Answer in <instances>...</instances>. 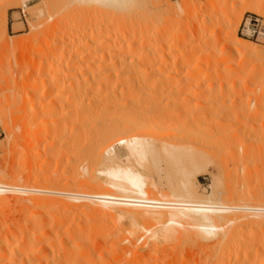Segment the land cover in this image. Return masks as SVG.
Returning <instances> with one entry per match:
<instances>
[{
  "label": "bare ground",
  "instance_id": "obj_1",
  "mask_svg": "<svg viewBox=\"0 0 264 264\" xmlns=\"http://www.w3.org/2000/svg\"><path fill=\"white\" fill-rule=\"evenodd\" d=\"M62 1L63 0H61V2ZM65 1H63L64 5H58L59 11L62 10V7L63 10L69 8L66 6L68 5V1H66V3ZM55 2L57 1L54 0L53 6L58 3L60 4V0H58L57 3ZM134 2L135 0H71L72 4L80 5L78 8H80L82 4H93L95 5L94 7L99 6L115 11L128 10L132 7ZM59 6H61V10ZM73 6L74 5H72V7ZM75 7L77 6L75 5ZM53 9H56V7H53ZM72 9L74 11L70 10L74 13V7ZM58 10H54V13L57 14L56 11L59 13ZM51 12L53 16L54 13L53 11ZM62 12L64 13V11ZM68 12L70 14V11ZM107 13L111 14V12ZM51 14L49 15L51 16ZM60 14L57 15L60 16ZM120 14L121 12L119 15ZM2 16L6 28V14H2ZM53 17H55V15ZM56 18L55 20H58V17ZM150 18L151 17H149L148 20ZM65 19H67V16ZM238 20L236 22L239 25L241 20ZM59 21H61V26L65 27L62 32H64L69 25V28L72 30L74 26L71 25L72 19H70L71 24H67L68 27L65 26L66 22H63L65 25L62 23L63 19ZM59 21H55L54 23L58 24ZM143 21L145 22L146 20L144 19ZM99 26L98 24L97 28ZM108 26H110V24ZM120 26L122 30L123 26L119 24V27ZM57 27L59 26L57 25ZM100 27H102L103 30L105 28H103V26ZM100 27L99 30L96 28L97 31H99L97 32L98 34L101 32ZM92 28H94V26ZM114 28L115 30L117 29V27ZM79 29L80 28L77 30ZM155 29L156 36L154 35V31H152L153 33L147 34L149 30H146V35H140V32L139 35L141 37L134 34V30L131 31L134 36L131 35L129 40L125 41V43L123 42L126 47L125 50L122 49L125 48L123 44L120 42V45L116 43L120 40H116L120 38V35H117L118 38H116V33L119 32L120 29L118 31L116 30V33L112 30L115 36L113 32L110 31L111 35L114 36V39L112 38L114 41L111 40V35L103 34V32L102 35H98L95 32L99 38L100 36L102 37L99 41H96L98 38L95 39L98 43H95L94 46L90 44L89 38H91L92 35L95 37V33L89 35V38L87 36V39H85L84 36L86 32L89 33L95 29H91L92 31L86 29L87 31L82 33L83 35L78 31H76L75 34L71 32L74 34L72 35L69 34L71 30H68L64 32L66 34L63 33L64 38H66L68 32L67 36H71L67 39H62V36H60L62 40H58L62 43V45H58L62 49L60 51L58 50L61 53V59L60 62L58 61L57 67L53 66L48 68L50 71L46 72L49 73H45L46 69L44 67L47 61L45 62V66H38L36 78L33 79V85L37 87H32L33 89L31 90H33V92L29 90L31 101H33L31 102V104L33 103L31 108L32 110L35 109V112H33L36 113V116L33 117L37 118L36 120L32 117L33 121L39 120L40 124L42 123L45 125L44 127H47V125L49 127V123L52 122V128L49 127L50 131L55 127L53 122L57 125L59 118V123L64 119V121H62L65 126L70 122L68 126H73L72 136L75 138L73 141H75H71V146L68 145L70 147L69 152L71 154L73 153V155L81 156L86 164H81L82 168L91 167L90 169L92 170H90V172H94L95 175H93L95 177L92 180L89 179L91 181L87 183L84 182L86 183V187L83 186L84 188L82 190H80V188V191H72L75 189L63 191V189L55 187L56 185H50L51 187L47 186V188L46 186L45 188L42 186L36 188L31 182L22 185L17 181V183L13 182L12 184L0 181V264H264V207L251 205L227 207L214 202L211 199L212 193L203 196L199 195L194 189H189V182L185 181L181 182V191L175 192L168 203H151L145 199L150 181L139 169L129 163L130 158L140 157L141 155L158 151V149H163L165 146L164 141L159 143V140L156 142L159 138L154 139V137L147 133L149 134V136H147L151 137L148 138L145 134L144 136L142 135L143 133H141L145 128L151 130L150 127L152 128V126L156 127V125H158L155 124L157 119L150 117L153 112L150 113L151 111H149V108L151 109V107H154V101H156V105L158 101V96L156 94H159L160 91L174 98V96L177 97L180 92L183 93L184 90L190 89L189 92L192 98L190 100L191 102H189L188 99V103H191L189 106H193L195 110H199L197 119L195 120L193 116L191 119H194V122L197 121L196 124L199 127H207L210 132V127L215 126L213 128L219 130L223 124L230 123V121H233L232 124L236 123L235 125H237L238 121L240 122L242 118H245L243 117V108L245 107L243 102L245 100L242 94L246 93L248 88H244V80L246 79L244 75L247 76L246 73H244V64L246 61L250 62V59H264V49L257 44L243 42V40L238 38L234 33L233 36H230L229 33L231 31H229V27V29H225L227 32L222 30V36H220V31H217L219 33V36L217 35L218 38H211L213 39V41H211L212 43L215 42L219 45L218 43L221 42L223 45L220 54H216L217 56L209 57V52L205 53L208 50H204L205 52L201 51L199 56H196L195 59L188 58L189 56L187 58L183 57L185 54L174 55L175 52L170 56L169 53L171 51L169 47H167L169 52L168 50H166V53L165 51L163 52L162 49H165L164 46L171 44L172 51L177 46L173 48L175 45L173 46L174 43L172 40H167V42L163 40L162 43L160 39V43H167L160 47L162 44L159 45V42L155 43V41H158L155 37L158 39L159 35L156 31H159V29L157 30V27ZM107 31L108 34L109 30L107 29ZM62 32L60 31V33ZM124 32L126 31L122 33L124 34ZM142 33L145 34V32ZM158 33H161V31ZM151 34L154 35V46H157V48L153 47L156 49L160 47L158 50L161 51L155 49L157 54H150L149 52L152 53V51L149 50L150 47H148V50H145L144 47V50H141L144 54L145 51H147L149 57L148 60H140L144 57V54H142L143 52L141 51L138 52L139 50L137 51V49L142 48L141 44L144 43V38ZM152 35L150 37L153 38ZM126 36L129 37L128 35ZM137 36L139 37L138 40L136 39ZM212 36H214V34ZM150 37H147V42L152 40ZM92 38L91 43H94ZM136 41L139 43L138 45H135L137 43ZM206 41L208 40L206 39ZM59 42L58 44H60ZM149 44L151 43H148V46ZM177 44L179 45V43ZM216 44H214L215 47L217 46ZM57 49L58 47L56 50ZM209 49L211 51L213 48L209 47ZM155 50L153 51L155 52ZM212 51L215 52V50ZM212 51L211 56L214 54ZM38 54L41 55L42 53ZM133 54L134 57L131 56ZM128 55H130L131 58L128 59ZM225 57H229V60H231L230 57L236 58L237 63L226 64L224 63ZM52 61L53 60H51V63L53 64ZM53 68L54 71L56 69L55 72L51 71ZM157 75L159 77H157ZM27 87H29L28 84ZM153 89L157 90L153 91ZM249 90L251 91V89ZM261 93H263V91ZM149 94L152 96H149ZM153 94L157 97H154ZM254 94L256 95L255 91ZM50 96H52V99L50 98L49 102L45 103V99ZM145 97H147V99L148 97H152L150 102H152L151 104L153 105H150L151 107L149 108L147 107L150 104L148 101L149 99L146 100ZM141 99H145V102H141ZM178 101L179 100H177V102ZM36 103H38V105H36ZM146 103L147 105H145ZM185 103H187V101ZM60 105L62 108L66 107V109L64 108L66 111L64 112L62 110L64 113L61 112V115H59ZM144 107L148 108L147 110L151 115L148 114L147 110L144 112ZM143 112L149 116L143 114ZM187 112L189 113V110ZM183 113L182 115H185ZM255 113L257 112L255 111ZM255 113L254 115H256ZM56 114L60 117L58 116L56 119L50 117L53 115L55 117ZM179 115L176 113L174 119ZM260 115L259 113V116ZM65 122L67 123L65 124ZM163 122L165 121L163 120ZM163 122L159 123V120L156 122L160 124V127L156 128V130L163 127H161ZM172 122L173 121H171V123ZM171 123H169L170 126H173V123L172 125ZM148 125H150L149 129L147 128ZM61 126L63 125H58L59 128ZM228 126L230 125L227 124V127ZM238 126L239 125H237L236 128ZM191 127H193V125ZM227 127L225 129H227ZM63 128L64 126L62 129ZM156 130L154 129V131ZM228 130L225 132L222 131L223 134L221 135H226L224 133L228 132ZM45 131H47V129H44V132ZM66 131L63 129L62 138L63 132ZM154 131L152 130V132ZM203 131L207 133V129ZM203 131L201 132L200 130L201 133H203ZM36 132H38V130ZM44 132L41 134L38 132V136L35 134L36 138L33 137L37 143L38 149L41 146L38 145L41 142V137L43 134L47 133ZM52 132L53 131L48 134L52 135ZM218 133L220 135L221 132L219 131ZM210 134L213 135L214 133ZM212 135H210L211 138ZM120 136L123 139H121ZM124 136L127 137L125 138ZM222 136H217V138ZM61 137L60 141H64L61 140ZM116 137L117 139H115ZM65 142L70 143V141L67 140ZM65 142L63 144L67 147ZM54 144H52V146ZM64 145L61 146L60 144V147L63 148ZM55 146L56 145H54V149ZM58 147L56 146V148ZM65 148H63V154H60V158L61 156L63 157L65 153H69V149H67L66 152ZM71 149L73 151H71ZM50 150L52 152V149ZM56 153H58V151ZM42 155H44V152ZM197 170L199 171V168H197ZM87 171H89V169ZM246 176L250 177L249 174H246ZM213 182L217 183L215 181ZM99 185H106L112 190L103 191L101 189H96ZM214 186L216 185L214 184ZM88 187L92 188L93 191H89L90 189ZM93 187H95V189H93ZM64 188L66 189V187ZM123 209H126V218L130 221V223L128 221L127 223L130 224V228H133L131 232H136L138 229L140 231L138 220L140 222L142 219H149L153 210H164L160 212L164 222L161 224V229L154 232L149 231L150 235L148 238L143 237V235L133 236L131 234H123L119 228H117L116 223H114L113 226L110 223L112 227H107L105 224L106 221L102 220L103 217H110L114 222L117 216L120 218L119 216L122 215L121 212H123ZM110 219L108 221H110ZM104 220L107 219L105 218ZM124 223L126 222H123V225ZM120 245L122 246L119 247ZM168 247L171 248V253H175L171 256V259L167 258L169 253L167 251L169 249ZM160 248L163 250L160 251ZM191 249H195V251L189 253Z\"/></svg>",
  "mask_w": 264,
  "mask_h": 264
},
{
  "label": "rangeland",
  "instance_id": "obj_2",
  "mask_svg": "<svg viewBox=\"0 0 264 264\" xmlns=\"http://www.w3.org/2000/svg\"><path fill=\"white\" fill-rule=\"evenodd\" d=\"M55 1L58 2V0H55ZM63 1L61 2L60 0V4L58 3L57 5L55 4L53 6L54 0H47V1L46 0L44 1L43 0H24V1L23 0H0V16H1L0 17V181H3L5 183L8 182L12 184L13 182L14 183L18 182L19 184L25 185L27 182H31V184L33 186L35 185L36 188H39V186H42L43 188H45L46 186L47 188V186L56 185L55 187H57L58 189L59 188L63 189V191L69 190V189L70 190L75 189L72 191H80L84 187H86L85 185L88 181H91L95 177L94 172H90V170H92L90 169L91 167H87L89 171H87L88 170L87 168L83 167L84 169H87L86 171H83L84 169L82 168L81 164H85V161L84 159L81 158V156L73 155V153L71 154L69 152L70 151L69 146H71V141L75 139L72 136L73 126L72 127L68 126L70 122H68V125H66L68 128L63 124L64 119H62L63 121L61 120V122L59 123V120H60L59 118V120L57 121V125L55 122H53L56 129L58 130H56L54 127L51 130L53 131L52 132L53 136H52L48 134V133H51L49 127L52 128V124H51L52 122L49 123V127L48 125L47 127H44L45 125L42 123H41L42 124L41 126L40 121L39 120H38L39 122L36 121L37 118L33 117V116H36V113H34L35 109L32 110L31 108L33 104V103L31 104V102L33 101H31V98H30L31 96L30 91L33 92V90L31 89H33L32 87L34 86L33 79L36 78L37 70L39 68L38 66H41V65L45 66V62L47 61L46 66L44 67L46 69L45 73H49V72H46V71H50V69L48 68H51L53 66L57 67L61 59V55H60L61 53L59 51L62 49L58 46V45H62V43L59 41H61L62 39H67L69 36H71V35L67 36L69 33L68 32L66 35V38H64V34H66L64 32L71 30L69 28L70 25L68 27L67 24H71L72 22L71 25H74L72 30L74 28L76 29V30L74 29L75 31L74 30L70 31L69 34H72V35H74L76 31L82 34L86 32L87 30L89 31H92L94 29L96 30V31L94 30L89 33L86 32L84 36L85 39H87L86 38L87 36L89 38V35H92V33L99 32L97 31V29L99 30L100 26H103V28L107 27L106 29L104 28V30L102 29V27H100L101 32L99 34L101 35H102V32L103 34L111 35V32H113L112 30H114L115 32L116 30L118 31L120 29L119 32L117 31H116L117 33L115 32L116 38H118V36L120 35V38L116 39L117 41L120 39L118 42H116L117 44L119 42L121 44H123V42L125 43V41L129 40V38L131 37V35H133L134 32H135L134 34L140 36L142 34L146 35V30H149V32L147 31V34L153 33L152 31H154V35L156 36L155 28L157 27V30L159 29V31H161V33H158L159 31H156V33L159 36H158V39L157 37L155 38L158 41H155L154 35L151 34L153 38L150 37L151 35L146 36L143 41L144 43L141 44L142 48L137 49V51L139 50L138 52L140 51L143 52L141 49L145 47L144 49L148 50L149 49L148 47H150L149 50L152 51V53L151 52L149 53L155 54V55L157 54L156 50L160 49V47L167 44V43L162 44L163 40L164 42L165 40L166 42L167 40L168 41L172 40V42L174 43L173 46L175 45L173 48L177 46L176 47L177 50L175 48L174 49L175 51L174 50L172 51L171 44H168V46H164L165 49L164 48L162 49L163 52L165 51V53H166V50H168L169 52V49H170V51L172 52V53L171 52L169 53L170 56L171 54L173 55L175 52L174 55L185 54V56L183 55V57L187 58L189 56L188 58L195 59L196 56H199L201 51H204V50L205 51L208 50L204 52L205 53L209 52V57L217 56L216 54L217 53L220 54L221 52L220 50L222 49L223 45L221 42H220L221 44L218 43L219 45H217L215 42L212 43L211 41H213V39L211 38L213 37L218 38L219 33H220V36H222L221 35V33H223L222 30H224V32H227L225 31V29L227 30L229 29V27H230L229 31H231L229 33L230 36L231 35L233 36L235 34L238 38L242 39L243 42L254 43V44L261 46L264 49V0H135L133 4L134 6L132 5L133 8L131 7L130 9H128L129 11L124 10L127 14L123 10L115 11L113 9H108L104 7L101 8L99 6H96L97 7L96 8L94 7L95 5L93 4L92 5L82 4L81 7L78 8L80 5L72 4L71 0H66L68 1L67 2L68 5L66 6H68L69 8H67V10L65 9L63 10V7H62V10H61V6L64 5ZM58 5H61L59 6L61 11L58 10ZM72 5H74L73 6L75 9L74 13H73L74 10L72 9L73 8ZM75 5L77 7H75ZM53 7L54 8L56 7V9L59 11V13L56 11L58 15L62 11H64V13L62 12L60 16H58L57 14L54 13V10L56 9H53ZM70 9L73 11H71ZM51 11H53L55 17H53L54 15L52 16ZM68 11H70V14ZM107 12H111V14ZM120 12L121 14L119 15ZM2 14H6V19H7L6 22H8L9 20L14 23L12 32L8 31L7 26L5 28L4 23H3L4 21L2 20L3 19ZM49 14H51V16ZM124 15L128 17L129 19L126 18ZM64 16L65 18L67 16V19H65ZM68 16H69V20H68ZM148 16L151 17L149 20H148L149 18ZM56 17H58V20H55ZM251 17L252 19H257V21L255 22L253 21L254 23L252 22V24L255 25L253 28L256 30V33L253 36L247 30V28H243L244 24L246 25L245 27H247L249 23V19ZM143 18L146 20L145 22L143 21L144 20ZM237 18L241 20L239 25L236 22L238 20ZM60 19H63L62 23L66 22V25L64 23L63 24L69 28V29L66 28L68 30L65 29V31L62 32L65 27L61 26V23H60L61 21H59ZM70 19H72L71 22H70ZM75 19L77 20L79 19V20L77 21ZM55 21L56 22L59 21V23L58 24L54 23ZM100 21H105V22H100ZM105 23L107 26L105 25ZM98 24L100 26L97 28ZM109 24L110 26H108ZM119 24L123 26L124 30L123 29L121 30L122 27L121 26L119 27ZM57 25L59 27H57ZM93 26L94 28H92ZM114 27H117V29L115 30ZM78 28H80L79 29L80 31L77 30ZM107 29L109 30L110 34L109 33L107 34L108 32ZM60 31L62 33H60ZM123 31H126V32H124L123 34L122 33ZM131 31H133V33H131ZM211 31L213 32L214 36H212L213 34ZM217 31H220V32L218 33ZM71 32H74V34ZM114 32H113V35L115 36ZM142 32H145V34ZM96 33H95V37L94 35L91 36V38L94 37L92 38L94 43H91V38H89L90 44H93V46L95 43L97 44L98 42L96 41H99V39L102 37L100 36L99 38L98 36L99 34L97 33L98 34L97 35ZM125 33L129 37H127ZM123 35H125L126 37ZM60 36H62V39H60L61 38ZM114 36L112 35L110 36L111 40L112 38L114 39ZM122 36L124 37V39ZM138 36L137 38L135 37L137 40L139 39ZM147 37L148 38L150 37L152 40L150 41L149 39L150 42H147L148 41ZM95 39L97 40L95 41ZM160 39L162 43L159 42ZM206 39L208 41H206ZM154 41L155 43L159 42V45L160 44L162 45H160V47L158 45L159 48L156 49L157 46H154L155 45ZM58 42L60 44H58ZM148 43H151V44H149L148 46ZM177 43H179V45ZM138 44L139 43L137 42L135 45H138ZM214 44H216L217 46L215 47ZM142 45H145V46H142ZM153 46L156 48H154ZM57 47L58 49L56 50ZM123 47H125L124 44H123ZM167 47H169V49ZM209 47L213 48L211 49V51L215 50V52L212 51L214 52V54L212 53L213 54L212 56H211V51ZM45 48L47 49V51ZM122 49L125 50L126 47ZM151 49L153 50L156 49V50L154 52ZM158 51H161V50H158ZM38 53H42V54L40 55ZM53 54L56 56H54ZM142 54H144V52ZM145 54H144V57L146 56L147 57L146 58L142 57L140 60L142 59L148 60V57H149L148 52L145 51ZM129 56L130 55H128V59L131 58V56L134 57V54L131 55L130 57ZM225 58L226 59L224 60L225 61L224 63L226 64H229V63L235 64V62L237 63L236 58L230 57L231 60L228 59L229 57L228 58L225 57ZM262 59L263 58H260V59L257 58L256 60L250 59V62L246 61V63L244 64L245 66L243 68L245 69L244 73H246L247 75V76L244 75V77L246 78L244 80L245 82L244 88H248L247 90L243 88L244 90H246V93L242 94L245 100V101L243 100L244 101L243 104H245V107L242 105L244 107L243 112L245 115L243 113L242 114H243V117L245 118L244 119L242 118L240 122L238 121L237 125L239 126L237 128H236L237 125H235L236 123L232 124L233 121H230V123H227L230 125L228 127H227V124H225L226 126L223 124L224 127L220 125L222 127H220L219 130L216 129L217 131L215 130V128H213L215 126L209 128V130L211 129V132L208 131V128L205 126L203 127L205 129L201 128V126L199 127L196 124L197 121L194 122V119L195 120L197 119L199 110H195L193 106H189L191 105V103L190 104L188 103V99H189V102H191L190 100L192 98L189 92L190 89L184 90L183 93L180 92L181 94L179 93V95H177V97L174 96V98L158 90L160 92L158 94L157 93L158 91H157L156 95L159 98L156 95H154L155 93L153 94L154 97H157V100H158L156 105H155L156 101H154V99H153L154 105L151 104L152 102H150L151 101L150 99L152 97L150 98L148 97L149 100L147 99V97H145V99L148 100L150 103L149 106L147 107L149 108L151 107L150 105H153L155 108L151 107V109L153 108L152 110L149 108V111H151L150 113L153 112L152 115L148 112L147 110L148 108L146 107H144L145 109L144 112H146L147 110L148 114L151 115L150 117L157 119L155 121V124H158V125H156V127L152 126L153 129L150 127V125H148L147 128L149 129L150 127L151 130H147L146 128L145 129L143 128L145 131L146 130L147 131L145 133V131L142 129L143 132L141 131V133H143L142 135L145 134L146 137H148L150 134V136L154 137V139L159 138L158 140H156V142L159 140H160L159 143L161 141L162 142L164 141L165 146H166V147L164 146L165 148L163 147V149L162 148L158 149V151H154L152 153L141 155L140 157H134V158L129 159V163L133 165L134 167H136L137 169H139L146 176V178L150 181V184L147 188L146 196H145V199L147 201L151 203H155V204L168 203L169 199L172 197L173 194H175V192L181 191V185H182L181 182L185 181V182H189L188 183L189 189H194L195 191H197L199 195H203V196H207L212 193L211 199L214 202L227 206V207H241L245 205L264 207V79H263L264 78V62H263L264 59L263 60ZM51 60H53L52 61L53 64L51 63ZM246 64H247V67H246ZM51 71H54V68L51 69ZM157 77L159 76L157 75ZM18 84L20 87L18 86ZM27 84L29 87H27ZM34 87H37V86L35 85ZM249 89H251L252 92ZM156 90L157 89L155 90L153 89V91H156ZM254 91L256 95L254 94ZM262 91L263 93H261ZM164 92L168 93L166 91ZM149 96H152V95L149 94ZM51 97L52 96L46 98L45 103L49 102ZM144 100L141 99V102ZM177 100L179 101L177 102ZM24 101L26 104L24 103ZM174 101H176L177 103ZM181 101H183L184 103L187 101L188 106H187V103H185L184 105V103ZM175 104L178 106H176ZM36 105H38V103H36ZM145 105H147V103ZM259 106H262L263 108ZM60 108H59L60 110L59 115L62 114L61 112L66 111L65 110L66 107L62 108L61 106ZM188 110H189V113L187 112ZM255 111L257 113H255ZM144 112L143 114L149 116L148 114ZM180 112L182 113L184 112L183 114L185 115H182V113ZM176 113L177 115L181 114L182 116L181 115L177 116L175 120L174 117ZM254 113L256 115H254ZM259 113L261 114L260 116H259ZM171 114H174V115H171ZM193 114L196 116H194ZM59 115L56 114L55 117L54 115L50 117L52 119H56V117H58ZM192 116L194 119H191ZM32 117L36 120L33 121ZM181 117H182V120H181ZM158 120H159V123H162L163 120L165 122H163V125H161V127L163 126L162 128L156 130V128L160 127L159 126L160 124L156 123L158 122ZM171 121H173L172 122L173 126H170L169 124L171 123ZM184 121H187V122H184ZM66 123L67 122H65V124ZM61 124L64 126L63 129H65V131L67 129L66 131L67 133L63 132V138L61 137L63 126H61L60 128L58 127V125L60 126ZM178 125L180 126V128ZM192 125L193 127L195 125L197 126L193 128L191 127ZM226 127L227 129H225ZM44 129L45 130L47 129V131L44 132ZM154 129L156 131H154ZM174 129H177V130H174ZM206 129H207V133L206 131H203ZM212 129H213V132H212ZM37 130L40 134L42 132L44 133L47 132L46 134H43V136H46V137H43V136L41 137V142L38 145L39 146L41 145L42 147L40 146L39 149L37 148L38 146L34 139L36 138L35 134L37 136L39 134L38 132H36ZM152 130L154 132H152ZM200 130L201 132L203 131V133L205 132L204 133L205 136L203 135V133L200 132ZM226 130H228V132L224 133L226 135L222 136L221 135L223 134L222 131L225 132ZM71 131H72V134H71ZM219 131L221 132L220 135L218 133ZM216 132L218 135L216 134ZM210 133H214V134L212 135ZM210 135H212V138ZM217 136L218 137L222 136V137L217 138ZM60 137H61V140H64V141H60ZM124 137L126 138L127 136H124ZM148 138H151V137H148ZM115 139H117V137ZM121 139L123 138L121 137ZM66 140L70 141V143L65 142ZM57 141H60V142H57ZM64 142L67 144V147L66 145L63 144ZM35 143H36V146H35ZM42 143H45V144H42ZM52 144L56 145L57 147L59 146V147L56 148L55 146V149H54V145L52 146ZM60 144L61 146L64 145L66 147L65 148L63 146V148L66 149L65 150L66 152H67V149H69L68 152L70 154L69 153L67 154L64 152L66 155L64 154L63 157L61 156L60 158V154H63V151H64V149L60 147ZM46 148L49 153L47 152ZM59 148H60V153H59ZM50 149H52V152ZM55 151L56 152L58 151L59 155ZM71 151L73 150L71 149ZM43 152H44V155H42ZM197 168H199V171L197 170ZM245 173L249 174L250 177L246 176ZM244 174L246 177L244 176ZM244 177H245V180H244ZM213 181L217 183H214ZM214 184L216 186H214ZM58 185L61 187H59ZM64 187H66V189ZM88 188L90 189L89 191H93L92 188L90 187ZM93 189H95V187H93ZM96 189H99V190L101 189L103 191L112 190L106 185H99V187H97ZM122 211H123L121 212L122 215L119 216L120 218H118L117 216L114 222L112 221V219H110V217H105L107 220H104L105 218L103 217L102 220L106 221L105 224L107 225V227H112L114 223H116L117 228H119V230L123 234H127V235L131 234L133 236L143 235V237L148 238V236L150 235L149 231L154 232V231L161 229V224L164 222L163 217L160 214V212H163L164 210L162 209L153 210L151 212L152 214L149 217V219H142L140 222L138 220V226L140 227V231L138 229L136 232L135 231L131 232V229L133 231V228H130L131 227L129 224L130 221L126 218L127 211L126 209H123ZM109 219L110 221H108ZM127 221L129 223H127ZM123 222H126V223H124L123 225ZM110 223L112 226L110 225ZM132 227H133V224H132ZM121 246L122 245H120L119 247ZM168 248L169 249L167 251L169 253L167 255L168 256L167 258L171 259L172 258L171 256H173V254L175 253L173 252L171 253L172 251L171 248L170 247ZM162 250L163 249L160 248V251ZM184 251H187V250H184ZM194 251L195 249H191L189 250V253H192Z\"/></svg>",
  "mask_w": 264,
  "mask_h": 264
},
{
  "label": "built area",
  "instance_id": "obj_3",
  "mask_svg": "<svg viewBox=\"0 0 264 264\" xmlns=\"http://www.w3.org/2000/svg\"><path fill=\"white\" fill-rule=\"evenodd\" d=\"M257 21V19H252V17L249 19V23L247 25V27H245L246 25L244 24L243 28H247V30L252 34V36L256 33V30L253 28L255 25L252 24V22ZM253 22V23H254Z\"/></svg>",
  "mask_w": 264,
  "mask_h": 264
},
{
  "label": "crops",
  "instance_id": "obj_4",
  "mask_svg": "<svg viewBox=\"0 0 264 264\" xmlns=\"http://www.w3.org/2000/svg\"><path fill=\"white\" fill-rule=\"evenodd\" d=\"M13 25H14V23L8 20V22H7V29H8V31L12 32Z\"/></svg>",
  "mask_w": 264,
  "mask_h": 264
}]
</instances>
